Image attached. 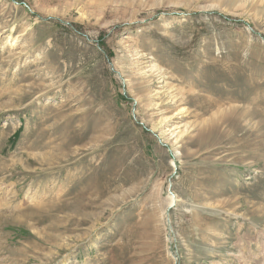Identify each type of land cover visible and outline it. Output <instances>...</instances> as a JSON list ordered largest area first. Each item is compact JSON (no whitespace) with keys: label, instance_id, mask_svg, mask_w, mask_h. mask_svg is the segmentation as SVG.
I'll list each match as a JSON object with an SVG mask.
<instances>
[{"label":"rangeland","instance_id":"rangeland-1","mask_svg":"<svg viewBox=\"0 0 264 264\" xmlns=\"http://www.w3.org/2000/svg\"><path fill=\"white\" fill-rule=\"evenodd\" d=\"M0 264H264V0H0Z\"/></svg>","mask_w":264,"mask_h":264},{"label":"bare ground","instance_id":"bare-ground-1","mask_svg":"<svg viewBox=\"0 0 264 264\" xmlns=\"http://www.w3.org/2000/svg\"><path fill=\"white\" fill-rule=\"evenodd\" d=\"M173 201H174V198L172 197L171 202H173ZM212 236H216V235L212 233Z\"/></svg>","mask_w":264,"mask_h":264}]
</instances>
